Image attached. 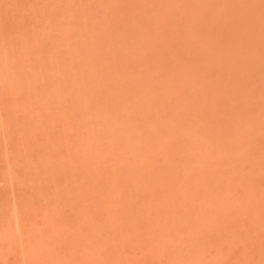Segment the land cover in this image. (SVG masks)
Instances as JSON below:
<instances>
[{
	"label": "rangeland",
	"instance_id": "rangeland-1",
	"mask_svg": "<svg viewBox=\"0 0 264 264\" xmlns=\"http://www.w3.org/2000/svg\"><path fill=\"white\" fill-rule=\"evenodd\" d=\"M0 264H264V0H0Z\"/></svg>",
	"mask_w": 264,
	"mask_h": 264
}]
</instances>
